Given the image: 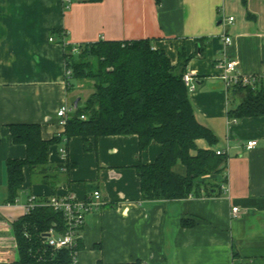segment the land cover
Here are the masks:
<instances>
[{
  "label": "crops",
  "instance_id": "crops-1",
  "mask_svg": "<svg viewBox=\"0 0 264 264\" xmlns=\"http://www.w3.org/2000/svg\"><path fill=\"white\" fill-rule=\"evenodd\" d=\"M147 39L174 65L180 51L190 57L196 118L218 139L197 145L224 151V170L198 180L201 196L144 201L137 166L154 163L160 144L141 151L137 135L101 136L87 151L82 137L63 138L50 146L47 182L25 167L19 197L8 204L6 162L27 155L8 126L40 125L46 141L66 131L56 115L72 103L65 44ZM225 60H236L243 75L264 72V0H0V264L19 259L13 223L30 197L41 203L71 192L84 201L95 191L102 205L87 215L78 264H264V117H229L242 96H230L221 79ZM254 89L264 90V77ZM251 141L257 144L248 149ZM174 170L186 174L180 163Z\"/></svg>",
  "mask_w": 264,
  "mask_h": 264
},
{
  "label": "trees",
  "instance_id": "trees-1",
  "mask_svg": "<svg viewBox=\"0 0 264 264\" xmlns=\"http://www.w3.org/2000/svg\"><path fill=\"white\" fill-rule=\"evenodd\" d=\"M60 34L63 39L64 31ZM74 48L78 49L77 53ZM65 51L70 77L77 81H92L95 91L82 108L79 101L62 137L44 140L41 126L37 124L8 126L13 143L24 145L27 155L25 159H9L6 162L7 203H16L24 183L25 167L30 168L31 172L38 170L44 182H47L46 178L51 177L52 171L50 146L63 138L68 142L76 136L83 138L87 151L92 149L91 140L95 141L101 136L137 135L141 151L156 142L162 146L156 161L137 166L142 199L180 201L190 196H201L202 186L198 180L221 173L226 166L227 156L217 155L213 149L198 148L197 140L204 139L213 147L218 139L211 129L197 120L190 93L183 82L190 57H186L182 50L174 65L166 53L154 49L152 40L148 39L100 40L76 47L65 44ZM228 92L232 97L242 96L241 103L230 109V118L264 117L263 89L240 86ZM82 116L85 119H81ZM179 163L186 168L184 176L174 170ZM56 170L60 172L61 168L56 167ZM203 188L208 196L215 195L214 186L205 185ZM51 228L63 234L66 223L61 212L47 205L35 208L14 222L19 254L14 264H71L70 249L55 250L48 245L46 235Z\"/></svg>",
  "mask_w": 264,
  "mask_h": 264
},
{
  "label": "built area",
  "instance_id": "built-area-1",
  "mask_svg": "<svg viewBox=\"0 0 264 264\" xmlns=\"http://www.w3.org/2000/svg\"><path fill=\"white\" fill-rule=\"evenodd\" d=\"M234 21V17L228 19V24ZM66 36V35H65ZM65 36L63 38H65ZM223 41L226 45H230L232 42L231 37L227 34L223 35ZM51 41L53 39H50ZM65 43V42H64ZM74 52L77 53L78 49L74 48ZM218 67L222 70L221 79L224 82L226 88L229 90L233 87H252L255 88L260 78L264 77V72L262 75H243L238 71V62L236 60H225L218 63ZM66 76L69 78L71 76V71L66 72ZM183 82L187 87L190 94L194 93L197 88L196 81L194 77L188 73L183 76ZM75 110L72 103L63 104L57 110V118L59 125L66 129L67 123L70 119L71 114ZM81 119H85L82 116ZM257 141H251L247 144V148L251 149L255 147ZM63 154V159H66L67 149L63 148L61 150ZM217 155H225L224 151H217ZM63 170H67L66 167ZM47 205L52 207L55 211L61 212L65 218L66 230L63 234H58L55 228H51L47 235V243L50 247L55 250L59 249H70L72 253V263L78 264V252L77 249L78 242L82 239L83 228L86 224L87 215H89L93 210L98 209L102 205L101 193L95 191L86 200L80 201L74 193L68 192L65 194H58L52 196L49 200L44 202H37L35 197H30L27 205L25 206V215L29 214L35 208ZM238 207L232 208V217L238 216Z\"/></svg>",
  "mask_w": 264,
  "mask_h": 264
},
{
  "label": "rangeland",
  "instance_id": "rangeland-1",
  "mask_svg": "<svg viewBox=\"0 0 264 264\" xmlns=\"http://www.w3.org/2000/svg\"><path fill=\"white\" fill-rule=\"evenodd\" d=\"M95 63L96 60L92 59ZM71 83L70 101H76L80 99V108L85 105V101L89 98V96L95 91L94 83L90 80L85 81H77L73 77H69Z\"/></svg>",
  "mask_w": 264,
  "mask_h": 264
},
{
  "label": "water",
  "instance_id": "water-1",
  "mask_svg": "<svg viewBox=\"0 0 264 264\" xmlns=\"http://www.w3.org/2000/svg\"><path fill=\"white\" fill-rule=\"evenodd\" d=\"M79 101H80V99H77L76 101H74L73 105H74L75 108H77ZM46 236L49 237L50 235L48 234Z\"/></svg>",
  "mask_w": 264,
  "mask_h": 264
}]
</instances>
